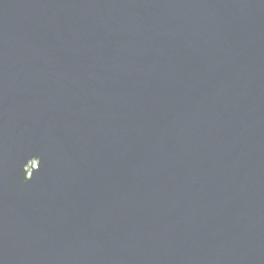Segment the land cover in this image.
Wrapping results in <instances>:
<instances>
[{
  "label": "water",
  "instance_id": "water-1",
  "mask_svg": "<svg viewBox=\"0 0 264 264\" xmlns=\"http://www.w3.org/2000/svg\"><path fill=\"white\" fill-rule=\"evenodd\" d=\"M0 264H264V0H0Z\"/></svg>",
  "mask_w": 264,
  "mask_h": 264
}]
</instances>
